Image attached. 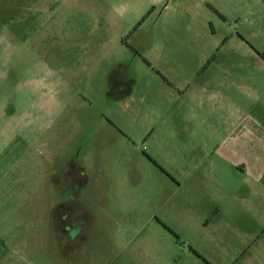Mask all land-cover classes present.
<instances>
[{
    "label": "rangeland",
    "instance_id": "1",
    "mask_svg": "<svg viewBox=\"0 0 264 264\" xmlns=\"http://www.w3.org/2000/svg\"><path fill=\"white\" fill-rule=\"evenodd\" d=\"M0 264H264V0H0Z\"/></svg>",
    "mask_w": 264,
    "mask_h": 264
},
{
    "label": "flooded vegetation",
    "instance_id": "2",
    "mask_svg": "<svg viewBox=\"0 0 264 264\" xmlns=\"http://www.w3.org/2000/svg\"><path fill=\"white\" fill-rule=\"evenodd\" d=\"M127 77H125L124 75H120L119 76V79H115V86L117 87V86H120V87H125L126 86V88L128 87V82H127ZM68 214H70V212H67L66 214H65V217H67L68 218ZM63 230H65V231H72V230H74V227H70V229L66 226V228H64ZM81 231V230H80Z\"/></svg>",
    "mask_w": 264,
    "mask_h": 264
},
{
    "label": "crops",
    "instance_id": "3",
    "mask_svg": "<svg viewBox=\"0 0 264 264\" xmlns=\"http://www.w3.org/2000/svg\"><path fill=\"white\" fill-rule=\"evenodd\" d=\"M128 93L132 96V93H133V92H132V89H130V90L128 91ZM131 96H130V97H131Z\"/></svg>",
    "mask_w": 264,
    "mask_h": 264
}]
</instances>
